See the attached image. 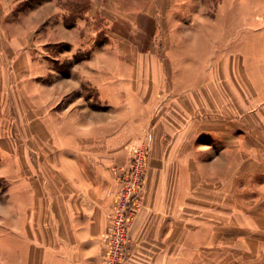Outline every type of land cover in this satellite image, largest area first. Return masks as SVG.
<instances>
[{"label":"crops","instance_id":"obj_1","mask_svg":"<svg viewBox=\"0 0 264 264\" xmlns=\"http://www.w3.org/2000/svg\"><path fill=\"white\" fill-rule=\"evenodd\" d=\"M146 2L161 19L165 0ZM12 3L0 0V176L12 214L0 263L102 264L115 169L143 141L148 167L124 264H264L262 48L229 51L219 36L142 50L105 30L110 41L63 73L53 64L72 51L52 50H85L82 34L73 40L83 21L68 25L50 0L42 32L41 21L14 31ZM100 7L92 0L88 14L105 17Z\"/></svg>","mask_w":264,"mask_h":264},{"label":"rangeland","instance_id":"obj_2","mask_svg":"<svg viewBox=\"0 0 264 264\" xmlns=\"http://www.w3.org/2000/svg\"><path fill=\"white\" fill-rule=\"evenodd\" d=\"M91 1L54 0L56 6L63 9L68 25L76 22L77 18L82 20L84 25L79 31L73 30V40H77L82 34L84 37L80 38L83 39L82 45L85 50L73 54L76 46L72 42L60 43L55 50H52V55L58 57H60L59 52L72 51V54L68 52L69 58H65L66 54H63L64 58H59L53 64L59 72H67L73 62L85 56L89 46L103 45L110 41L105 30H114L116 34L126 37L142 50L149 46L162 45L169 49L172 47L177 50L189 47L192 49L204 43L217 45L220 42L219 36L226 37L229 51L241 49L240 52H243L244 49L247 56H251L255 53L252 46L261 47V58L264 62V0H165V5L159 7L161 19L158 16V18L148 16L146 0H95L101 4L100 9L106 11L105 17L101 14L94 16L88 14ZM49 3L50 0H13L9 6L12 21H18L21 25L15 27L14 31L26 30L29 25L41 21L38 27L42 32L45 13L54 7ZM144 10L146 13L143 14ZM54 20H60L59 14L55 15ZM110 21L115 22L107 28ZM162 29L164 39L161 38ZM42 35L37 41L41 47L44 41ZM88 90L89 94L92 93L90 88ZM9 114L13 116L12 112ZM5 120L19 124L15 117ZM25 121L26 117L19 119L20 124ZM140 145L147 147L143 141L133 142L128 146L127 159ZM1 159L0 150V164ZM9 187L10 183L0 176V251L5 247L3 241L6 235L11 232Z\"/></svg>","mask_w":264,"mask_h":264},{"label":"built area","instance_id":"obj_3","mask_svg":"<svg viewBox=\"0 0 264 264\" xmlns=\"http://www.w3.org/2000/svg\"><path fill=\"white\" fill-rule=\"evenodd\" d=\"M148 167V148L137 146L126 162L115 169L119 189L103 237L102 264H124L130 255V227L142 203Z\"/></svg>","mask_w":264,"mask_h":264}]
</instances>
